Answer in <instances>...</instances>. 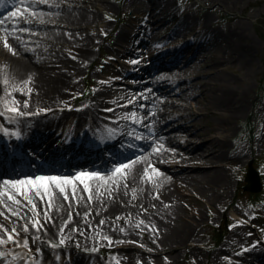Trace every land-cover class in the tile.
Returning a JSON list of instances; mask_svg holds the SVG:
<instances>
[{
	"label": "rangeland",
	"instance_id": "1",
	"mask_svg": "<svg viewBox=\"0 0 264 264\" xmlns=\"http://www.w3.org/2000/svg\"><path fill=\"white\" fill-rule=\"evenodd\" d=\"M11 9L7 20L0 18V29L7 28L9 36L17 37L14 49L26 59L37 80L40 79L36 72L38 65L31 62L35 60L30 61V56L41 59L45 70L52 75L65 70L70 76L54 89L56 99L40 98L36 110L46 112L51 107H62L72 112L87 109L98 96L107 97L110 111L105 114H110L111 119L125 122L123 119L128 114L134 115L132 112L150 115L155 111L162 122V135L173 139L158 149L162 157L156 165L170 180L171 197L153 186H150L152 197L144 203L139 195L134 196L135 192L121 193L126 194V203L115 215L97 216L95 210H90L93 221L79 218L77 225L69 226L66 219H59L58 231L46 236H39L32 228L34 222L42 225L46 221V215L38 214L29 199L24 198L33 192L25 187L6 189L3 195L26 193L14 197L19 203L7 200L6 196L0 198L3 213L0 225L15 229L16 241L26 240L29 249L42 251L88 252L103 264H231L241 250L251 247L253 241L264 239V220L262 223L254 218L261 215L255 208L264 198V190L250 194L243 189L249 162L258 169L264 187V0H25L24 3L17 0ZM12 13L17 15L13 17ZM153 18L157 19L156 24ZM120 28L142 33L148 39L145 49L131 55L120 45H113ZM84 39H89L84 47H88L89 56L78 65L75 52L81 50L87 41ZM197 39L201 44L193 54L190 45L197 44L193 46L191 41ZM185 41L191 43L177 54L179 61L168 70L181 71V76L154 80L158 70L147 76L144 84L127 86L130 78L123 75L126 70L145 64L157 50L170 49L161 62L170 59L175 45ZM4 60L8 56L0 54L1 65ZM21 79L9 73L0 81L11 86L17 83L22 91L29 92L32 86ZM221 86L244 91V105L220 128L219 118L207 114L197 101L204 92L206 101H210L208 109L221 111L213 105V96ZM167 88L170 90L166 91ZM186 90L188 95H184ZM135 91H150V94L141 100ZM2 104L9 113L7 109L13 107L20 114L30 113L32 109H23V104L12 105L6 100ZM10 116L14 117L11 113ZM211 134L215 135L214 143L221 152L219 158H211L205 165L192 160L184 165L174 162L171 156L174 150L187 151L184 148L190 144L193 149L189 154L200 152ZM151 136L150 133L145 138L149 146L154 143ZM142 153L144 150L134 158L138 159ZM233 156L241 160H230ZM182 166L189 169L184 171ZM216 167L223 168L224 175L219 196L183 176L188 173L204 177L207 169ZM71 174L61 175L69 178ZM133 189H137L136 185ZM39 201L34 196L31 203ZM11 205L15 206L12 211H6ZM180 223L191 227L183 242L172 243L165 235Z\"/></svg>",
	"mask_w": 264,
	"mask_h": 264
},
{
	"label": "bare ground",
	"instance_id": "2",
	"mask_svg": "<svg viewBox=\"0 0 264 264\" xmlns=\"http://www.w3.org/2000/svg\"><path fill=\"white\" fill-rule=\"evenodd\" d=\"M4 37H7V42L10 41L9 46H11V50L9 48H6L4 46ZM10 37V38H8ZM121 40V35L119 36ZM87 41H84V43L81 46V50H78L75 52L76 57V64L79 65L80 62L85 60L89 56L88 47L84 49V47L89 43V39H84ZM119 40V39H118ZM13 44V46L11 45ZM17 43V37L9 36L7 33V28L0 29V54L4 56H8V60H4V64H0V78L5 77L7 74L11 73L14 76L21 77L22 81L27 83L29 87L32 90L31 92L22 91L20 88V85L15 83V86H11L8 82H2L0 81V105L2 106V102L4 100L10 102L12 105H20L23 104L22 107L25 109V104H27L28 107L31 108L30 111L36 113H39L38 110L35 108V104L38 103L40 98H44L47 96L50 99H56V96H54L55 88L57 86L64 83L68 77V73L65 70H61L59 73H56L52 75L51 72L48 70H45L44 62L41 59H36L35 56H30V61L34 64H37L38 67L36 69V72L40 79L37 80V76L35 75L34 71L29 70L28 66L26 65V59L19 55V52L14 49V45ZM21 47V46H20ZM14 53V54H13ZM74 57V58H75ZM73 58V60H74ZM199 67H202V64L198 65ZM30 72V73H29ZM183 72L181 71H163L160 70L156 75H154V80H158L160 78H165L166 76L169 78H176L178 76H181ZM37 81V82H35ZM31 85V86H30ZM168 87V86H166ZM165 87V88H166ZM153 89H159L153 88ZM10 93H8V91ZM170 88H167L166 91H169ZM35 91V92H34ZM142 94H141V93ZM150 91H139L134 92L135 95L139 99L142 100L141 97L147 96ZM243 93L244 91L235 90L228 86H221L219 87V90L214 94L213 96V105L216 106V108H219L221 111H213L209 110L207 107V104L210 101L207 98V94L202 92L201 95H199L197 103H202L201 109H205L207 114H215L216 118H219L217 125L221 128L224 125H227L228 120L232 119L231 116L236 115L239 113L243 108ZM141 94V95H140ZM184 95H188V90L185 91ZM34 96V97H33ZM137 97V98H138ZM145 99L144 101H146ZM110 99L107 97H96L90 102V105L88 108L91 110V113L98 117L101 115L103 111H106L108 109ZM137 104V102H136ZM139 105V104H138ZM0 106V107H1ZM141 107H143L141 105ZM146 107V106H145ZM157 107V106H153ZM66 108L58 107L54 108H48L51 112L54 111H60L64 110ZM46 110V109H45ZM87 111V110H85ZM136 114L140 118H145L146 121H148V124H151L150 132L152 134L153 145L149 146L147 145L146 148L148 150L146 153L141 154L140 157L135 159H129L125 162H123L121 165H129V168L126 170V175L121 174H107V175H98L99 178L93 177L91 174L94 173H87L86 171L78 172L74 178L78 174L83 173L84 175L80 177V179L73 180L72 185L65 186V190L68 193V199L65 200L63 195L60 194L55 189L49 187L47 189V195H44V190L41 189V195H44V199H41L39 196H36L34 192L31 194V192H28L26 197H24L26 200H34V196L39 202L36 203H30L31 205H35V211H37L38 214L43 216L45 214L44 210L47 211V215L44 217L46 221L42 223V225L33 226L34 233H37L39 236H46L47 234L57 232V221L59 219H66L67 226L69 225H77L79 223V218H85L87 221H93L94 215L89 213L90 210H95L96 215L99 214L104 215H115L114 212H117L118 209L125 206V198L126 194L121 193H131L134 196L139 195V199L141 203H144V200H148V198L152 197L153 187L158 189L160 193H163L164 195L167 194V196H172V191L170 188V180L168 177L160 173L156 165L160 162L161 159V152H159V148H161L162 144L169 143L170 140L168 137L164 138L162 135V122L160 117L158 116L157 112L153 111L150 113V115L142 114L141 112H136ZM40 115V114H37ZM190 115V114H189ZM153 125V126H152ZM183 127V126H182ZM201 133H203L201 131ZM215 141V135L211 134L208 137V143H203L202 151L197 152L195 154H189L188 152L193 149V146L190 144L186 145L184 148L187 151H173V154H171L173 160L175 163L178 164H187L190 160L192 162H198L201 164H208L211 161V158H219L220 157V151L218 150L217 145L214 143ZM176 145V144H174ZM180 145V144H178ZM183 149V150H184ZM230 160L232 161H239L241 158L239 157H232ZM134 162V163H133ZM120 166V165H119ZM181 169H184V171H187L188 166H182ZM147 170V171H146ZM207 174L204 173V177H198L197 175H192L188 173H184L183 175L186 178L194 179L195 182H198L199 185H204V187L208 190L217 192L216 196H219L218 192H220V186L222 184V180L224 179V175L222 173L223 168L216 167L214 169H207ZM202 172V171H201ZM35 177H48V176H35ZM58 177V176H57ZM34 178V177H32ZM175 178V177H174ZM30 179V178H29ZM27 180L26 178L18 179V180H4L0 183V198L7 195H3L4 191L6 189H9L13 187L14 182ZM173 182H176V178L173 179ZM153 184V185H152ZM134 185H136V190H134ZM150 186H153L150 188ZM17 187L27 188L29 190L28 185H19L17 184ZM73 191H75V195H73ZM137 192V193H136ZM2 195V196H1ZM90 197V198H89ZM8 200V199H7ZM28 200V201H29ZM49 201L51 202V208H49ZM88 204L89 206H85V204ZM6 204H4L5 206ZM1 206L0 205V213L1 212ZM14 205L8 207L6 211H12ZM70 211V212H69ZM44 212V213H43ZM89 213V214H88ZM88 214V215H87ZM24 219L27 217L23 215ZM96 217V216H95ZM50 218V219H49ZM27 220V219H26ZM237 220V219H236ZM190 224L180 223L177 224L176 227L172 229L171 232H168L165 235V238H167L172 243H178L183 242L185 239V235L187 234L189 230ZM39 229V230H37ZM95 230V227L92 228V231ZM258 251V250H257ZM18 259V257H16ZM15 258V259H16ZM32 264H38L34 263L33 260H30Z\"/></svg>",
	"mask_w": 264,
	"mask_h": 264
},
{
	"label": "snow or ice",
	"instance_id": "3",
	"mask_svg": "<svg viewBox=\"0 0 264 264\" xmlns=\"http://www.w3.org/2000/svg\"><path fill=\"white\" fill-rule=\"evenodd\" d=\"M24 2H25V0H20V3H24ZM29 2H31V0H29ZM0 3H2V0H0ZM16 15H17V13H12L13 17H15ZM0 23H2V21H0ZM4 46L6 48H9V50H11L10 46L7 43V39L4 40ZM136 62L137 61H133V63H136ZM30 91H31V89H29V92ZM25 107H27V104H25ZM7 110L10 112H14L16 114H20L19 110L15 107L9 108ZM109 111H110V109H109ZM0 115H3V113H0ZM128 168H129V165H127V164L126 165H120L114 169V174L126 175V170ZM83 175H84L83 173L78 174L76 176V179H80V177ZM91 175L95 178H99L98 174H91ZM17 184L30 186L29 191H33L34 194L36 196H39L41 199H44V195H47V189L49 187H51V188L55 189L56 191H58L60 194H62L64 199L67 200L68 199V193L65 190V186L72 185L73 180L71 178H68V177L48 176V177H34V178L27 179V180L14 182L12 185L13 188H15L17 186ZM41 189L44 190V195H41V191H40ZM17 194L26 195V193L24 191H21L19 193H12V194L8 195L7 199L11 200L15 203H19L18 200L14 199V197ZM73 195H75V191H73ZM29 203H31V200H29ZM33 208H35L34 204H33ZM49 208H51V202L50 201H49ZM13 214H15V213H13ZM0 215H3V213H0ZM45 215H47V213H45ZM38 223H39L38 221L34 222L33 226H37ZM101 223H103V221H101ZM141 223H143V221H141ZM27 230H28L27 226H25L24 231H27ZM37 230H39V229H37ZM0 231L3 232V235H0V244L13 243V244H17V246H23V247L27 248L28 245H27L26 240L22 243V245L18 241H16L15 236L18 235V233L16 232L15 229L8 230V229L4 228L3 225H0ZM105 239H107V237H105ZM60 243L63 244L64 241L61 240ZM52 246L56 247L57 245H52Z\"/></svg>",
	"mask_w": 264,
	"mask_h": 264
},
{
	"label": "water",
	"instance_id": "4",
	"mask_svg": "<svg viewBox=\"0 0 264 264\" xmlns=\"http://www.w3.org/2000/svg\"><path fill=\"white\" fill-rule=\"evenodd\" d=\"M253 172L251 169L248 170V173L246 175V180L248 181L246 185V189L250 190H256L257 188L255 186H258V180L256 176H253Z\"/></svg>",
	"mask_w": 264,
	"mask_h": 264
}]
</instances>
